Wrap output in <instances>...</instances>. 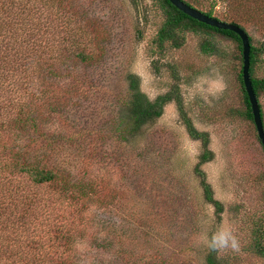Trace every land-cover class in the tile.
Masks as SVG:
<instances>
[{
    "label": "rangeland",
    "instance_id": "rangeland-1",
    "mask_svg": "<svg viewBox=\"0 0 264 264\" xmlns=\"http://www.w3.org/2000/svg\"><path fill=\"white\" fill-rule=\"evenodd\" d=\"M184 1L241 26L261 47L252 76L264 79V0ZM70 3L96 22L102 57L55 81L71 88L67 108L40 128L53 144L47 162L64 173L60 185L93 184L91 193L58 206L84 223L72 243L74 264H264V151L244 116L236 42L204 29L181 30L172 45L159 48V0ZM128 74L138 77L148 100L175 88L182 112L206 135L211 159L198 168L220 213L203 198L195 172L201 141L187 135L174 101L135 134L122 129ZM257 103L264 130V92ZM221 223L232 227L239 252L204 245L203 234Z\"/></svg>",
    "mask_w": 264,
    "mask_h": 264
},
{
    "label": "trees",
    "instance_id": "trees-1",
    "mask_svg": "<svg viewBox=\"0 0 264 264\" xmlns=\"http://www.w3.org/2000/svg\"><path fill=\"white\" fill-rule=\"evenodd\" d=\"M159 2L163 10V21L155 37L159 48L165 42L172 45L181 30L204 29L236 42L241 62L237 35L192 20L167 0ZM203 13L212 17L209 11ZM95 23L86 19L70 0H0V264H74L72 243L83 235L85 229L80 226L84 223L75 212L64 213L58 206L91 193L93 184L75 180L60 185L64 173L47 162L53 144L40 122L67 108L66 96L71 88L55 81L67 76L69 69L101 59L97 39L100 30ZM248 43V73L257 101L260 92H264V79L253 78L252 66L261 47H253L249 36ZM126 82L129 101L119 117L122 129L135 134L152 124L163 107L174 101L187 135L201 141L195 172L200 177L203 198L220 213L221 206L212 199L210 187L198 168L211 159L206 135L196 131L182 112L175 88L148 100L138 88L137 76L128 74ZM238 82L244 116L252 122L241 67ZM259 115L262 123L260 109ZM54 186L62 191L58 189L50 195Z\"/></svg>",
    "mask_w": 264,
    "mask_h": 264
},
{
    "label": "water",
    "instance_id": "water-1",
    "mask_svg": "<svg viewBox=\"0 0 264 264\" xmlns=\"http://www.w3.org/2000/svg\"><path fill=\"white\" fill-rule=\"evenodd\" d=\"M176 10L180 11L187 17L195 20L199 23L207 25L209 27H213L218 30H226L234 33L240 40L241 45V81L243 85L244 92L246 94L250 112L252 116V122L254 125V129L256 132V137L264 150V131L262 128V123L260 120L259 115V108L252 91L249 73H248V66H249V43H248V36L247 34L240 29L237 25L232 23H226L223 21H219L213 17L207 16L204 13L200 12L199 10L185 4L181 0H167Z\"/></svg>",
    "mask_w": 264,
    "mask_h": 264
},
{
    "label": "clouds",
    "instance_id": "clouds-1",
    "mask_svg": "<svg viewBox=\"0 0 264 264\" xmlns=\"http://www.w3.org/2000/svg\"><path fill=\"white\" fill-rule=\"evenodd\" d=\"M204 245L212 252L240 251V241L230 225L221 223L216 230L202 236Z\"/></svg>",
    "mask_w": 264,
    "mask_h": 264
}]
</instances>
